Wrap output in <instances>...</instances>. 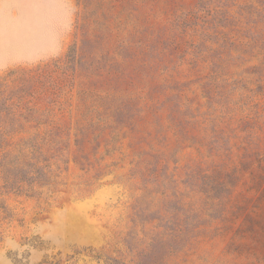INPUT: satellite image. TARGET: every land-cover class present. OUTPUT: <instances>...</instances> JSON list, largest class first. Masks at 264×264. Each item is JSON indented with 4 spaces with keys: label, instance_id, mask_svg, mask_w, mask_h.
<instances>
[{
    "label": "rangeland",
    "instance_id": "obj_1",
    "mask_svg": "<svg viewBox=\"0 0 264 264\" xmlns=\"http://www.w3.org/2000/svg\"><path fill=\"white\" fill-rule=\"evenodd\" d=\"M263 154L264 0H0V264H264Z\"/></svg>",
    "mask_w": 264,
    "mask_h": 264
},
{
    "label": "trees",
    "instance_id": "obj_2",
    "mask_svg": "<svg viewBox=\"0 0 264 264\" xmlns=\"http://www.w3.org/2000/svg\"><path fill=\"white\" fill-rule=\"evenodd\" d=\"M260 165H259V173L258 176L260 177V182H258L260 191H261V198L264 200V154L262 159L259 160ZM22 178V176H21ZM31 179V178H29ZM33 180V179H32Z\"/></svg>",
    "mask_w": 264,
    "mask_h": 264
}]
</instances>
